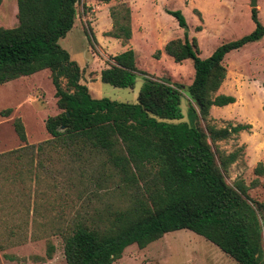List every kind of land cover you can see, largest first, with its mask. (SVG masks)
Returning a JSON list of instances; mask_svg holds the SVG:
<instances>
[{
	"label": "trees",
	"instance_id": "1",
	"mask_svg": "<svg viewBox=\"0 0 264 264\" xmlns=\"http://www.w3.org/2000/svg\"><path fill=\"white\" fill-rule=\"evenodd\" d=\"M15 1L16 26L0 27V84L46 69L58 112L44 119L49 138L36 146L25 143L23 125L19 118L13 119L14 132L23 144L0 153V173L5 176L12 166L18 167L17 174L25 172L42 146L58 145L68 152L85 150L101 156L99 163L107 165L108 175L120 177L133 189L129 202L109 208L98 224H80L62 235L65 264H112L126 246L143 248L178 229L203 237L237 264H264L260 245L264 197L252 200L248 195V188L259 180L228 185L223 172L239 149L217 152L215 157L207 142L247 131L250 125L216 128L206 123L203 129L199 124L211 106L234 101L231 95L216 93L225 77L222 60L264 36L256 9L249 10L251 31L219 44L206 57H199L195 38L185 33L167 40L161 48L165 55L177 63L191 61L190 83L182 87L166 78L143 75L136 103H127L91 97L80 82L79 67L58 44L73 24L76 0ZM165 12L179 27L185 24L180 11ZM109 17L111 29L105 35L125 44L131 37L128 6L111 7ZM110 59L98 71L99 80L113 87H132L138 71L133 50L124 49ZM261 86L264 89V81ZM10 112L5 108L0 115ZM253 172L260 176L264 166L258 162ZM50 252L48 247V257Z\"/></svg>",
	"mask_w": 264,
	"mask_h": 264
},
{
	"label": "rangeland",
	"instance_id": "2",
	"mask_svg": "<svg viewBox=\"0 0 264 264\" xmlns=\"http://www.w3.org/2000/svg\"><path fill=\"white\" fill-rule=\"evenodd\" d=\"M122 3L130 10L131 37L125 44L105 35L111 29L110 8ZM248 4L249 0H76L73 24L58 44L79 67L80 82L91 97L136 103L143 75L155 80L166 78L182 87L192 79L189 59L177 63L161 51L167 40L182 38L185 33L195 38L199 57H206L219 44L254 28ZM255 9L258 21L264 25V0H256ZM165 10L180 11L186 30ZM16 24V1L1 0L0 27ZM127 48L133 50L138 70L132 87L102 83L98 71L112 62V55ZM222 63L225 77L216 93L231 95L234 101L211 106L207 118L199 124L203 129L206 123L216 128L250 125L247 131L207 142L215 157L217 152L239 149L236 160L223 172L224 181L231 186L236 180L249 185L257 177L258 185L249 187L248 195L252 200H262L264 173L256 176L253 168L258 162L264 166V36L230 51ZM48 75L43 69L0 84V111L11 109L8 116L0 115V152L22 144L13 129L14 118L23 125L26 144L36 146L49 138L43 122L58 109ZM185 98L182 94V110ZM100 158L85 150L73 153L58 145H44L29 170L17 174L18 167L8 168L7 183L2 182L5 177L2 179L4 174L0 173V264L43 260L48 257V247L49 257L65 264L62 235L80 224H98L109 208L129 202L132 187L120 177L109 176L110 170L99 163ZM260 237L264 262V226ZM112 264L237 263L203 237L178 229L143 248L126 246Z\"/></svg>",
	"mask_w": 264,
	"mask_h": 264
},
{
	"label": "crops",
	"instance_id": "3",
	"mask_svg": "<svg viewBox=\"0 0 264 264\" xmlns=\"http://www.w3.org/2000/svg\"><path fill=\"white\" fill-rule=\"evenodd\" d=\"M0 2H1V0H0ZM21 145L18 146L17 148H14V149H18L19 147H21ZM14 149H9V150H14ZM9 150H7V151H9ZM7 151H3V152H7ZM33 151L35 152V149ZM3 152H0V153H3ZM6 175H7V172H6ZM6 175L4 176L5 178L2 180V182H6L7 183L8 181H10V179H6ZM17 263H19V262H17ZM27 263L28 264H57V261L54 258L47 257V258H45L43 260H39V261H30V260H27Z\"/></svg>",
	"mask_w": 264,
	"mask_h": 264
},
{
	"label": "water",
	"instance_id": "4",
	"mask_svg": "<svg viewBox=\"0 0 264 264\" xmlns=\"http://www.w3.org/2000/svg\"><path fill=\"white\" fill-rule=\"evenodd\" d=\"M248 5H249L250 9L251 8H255L256 0H249V4ZM182 28H183V30H186L185 24L182 26Z\"/></svg>",
	"mask_w": 264,
	"mask_h": 264
}]
</instances>
